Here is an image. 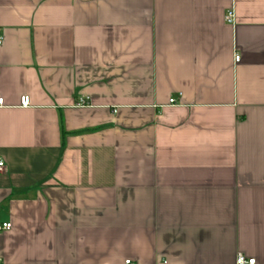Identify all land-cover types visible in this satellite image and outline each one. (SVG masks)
I'll return each mask as SVG.
<instances>
[{
  "label": "crops",
  "instance_id": "1",
  "mask_svg": "<svg viewBox=\"0 0 264 264\" xmlns=\"http://www.w3.org/2000/svg\"><path fill=\"white\" fill-rule=\"evenodd\" d=\"M0 37V264H264V0H0Z\"/></svg>",
  "mask_w": 264,
  "mask_h": 264
},
{
  "label": "built area",
  "instance_id": "2",
  "mask_svg": "<svg viewBox=\"0 0 264 264\" xmlns=\"http://www.w3.org/2000/svg\"><path fill=\"white\" fill-rule=\"evenodd\" d=\"M225 21L228 22V23H233L234 22V13L229 10L227 11V13L225 14V17H224ZM2 41V37H0V43ZM239 60V55H234V61H238ZM174 99L173 98H170L168 100V103L172 104L174 103ZM77 106H82V105H85L86 102L83 98H80L78 100V102L75 103ZM4 105V101H3V98L0 97V106ZM30 106V97L29 95H22L20 98H19V107H28ZM4 169V162L3 160L0 159V171H2ZM10 227V223H2L0 225V229H8ZM124 264H131V262L129 260H126ZM161 264H166L165 262L161 263ZM236 264H255L254 263V259H248V260H245L243 255L241 254H238L237 256V259H236Z\"/></svg>",
  "mask_w": 264,
  "mask_h": 264
}]
</instances>
